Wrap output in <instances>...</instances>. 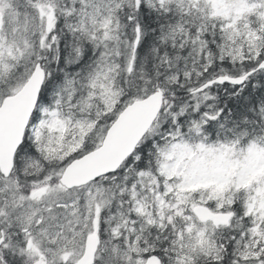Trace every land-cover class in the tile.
<instances>
[{
	"label": "snow or ice",
	"instance_id": "1",
	"mask_svg": "<svg viewBox=\"0 0 264 264\" xmlns=\"http://www.w3.org/2000/svg\"><path fill=\"white\" fill-rule=\"evenodd\" d=\"M0 264H264V0H0Z\"/></svg>",
	"mask_w": 264,
	"mask_h": 264
}]
</instances>
